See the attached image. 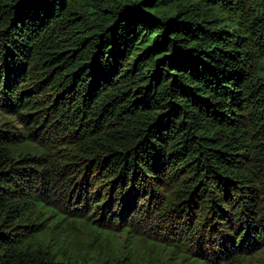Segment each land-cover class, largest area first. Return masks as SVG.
<instances>
[{
    "label": "trees",
    "instance_id": "16d2710c",
    "mask_svg": "<svg viewBox=\"0 0 264 264\" xmlns=\"http://www.w3.org/2000/svg\"><path fill=\"white\" fill-rule=\"evenodd\" d=\"M264 254V0H0V264Z\"/></svg>",
    "mask_w": 264,
    "mask_h": 264
},
{
    "label": "rangeland",
    "instance_id": "374dc122",
    "mask_svg": "<svg viewBox=\"0 0 264 264\" xmlns=\"http://www.w3.org/2000/svg\"><path fill=\"white\" fill-rule=\"evenodd\" d=\"M251 264H264V254L256 257Z\"/></svg>",
    "mask_w": 264,
    "mask_h": 264
}]
</instances>
